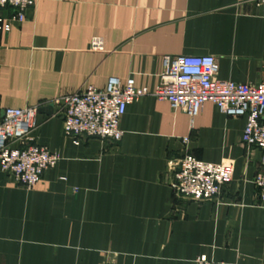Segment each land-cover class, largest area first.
Masks as SVG:
<instances>
[{"label":"crops","instance_id":"0c3cea01","mask_svg":"<svg viewBox=\"0 0 264 264\" xmlns=\"http://www.w3.org/2000/svg\"><path fill=\"white\" fill-rule=\"evenodd\" d=\"M26 17L0 36V122L38 108L34 138L61 159L32 189L0 164V264H264V152L243 141L246 116L206 103L192 119L147 96L127 107L121 142L76 145L55 104L113 77L152 92L166 57L213 56L220 80L260 84L264 0H37ZM186 154L234 162L220 198L176 196L171 169Z\"/></svg>","mask_w":264,"mask_h":264},{"label":"built area","instance_id":"2783aa9c","mask_svg":"<svg viewBox=\"0 0 264 264\" xmlns=\"http://www.w3.org/2000/svg\"><path fill=\"white\" fill-rule=\"evenodd\" d=\"M37 0H0V36L15 24L26 20L27 12ZM12 9L13 15L1 12ZM92 49L102 50L95 40ZM147 96L167 101L194 119L206 103H212L228 117H247L244 143L264 152V82L242 84L218 78L213 56L166 57L160 83L154 91L137 85L135 79L110 78L103 90L92 86L55 101L61 108L65 138L79 145L82 138H97L119 143L124 132L122 119L127 107ZM38 108H7L0 122V164L4 173L19 186L32 189L44 173L55 168L60 156L38 144L34 134ZM187 142V140H186ZM262 163L264 165V156ZM172 188L176 196L196 202L220 198L233 181L235 164H212L186 154L172 167ZM254 184L264 200V171L258 172ZM197 264H217L207 257Z\"/></svg>","mask_w":264,"mask_h":264}]
</instances>
